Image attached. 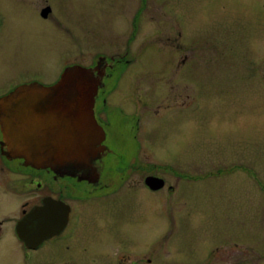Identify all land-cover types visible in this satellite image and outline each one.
<instances>
[{"label": "rangeland", "instance_id": "obj_1", "mask_svg": "<svg viewBox=\"0 0 264 264\" xmlns=\"http://www.w3.org/2000/svg\"><path fill=\"white\" fill-rule=\"evenodd\" d=\"M41 5L54 9L45 22ZM0 13L13 68L48 82L63 64L128 51L114 101L141 114V163L179 175L159 170L166 185L152 193L135 173L81 203L86 224L132 244L126 264H264V0H0ZM186 94L187 112L176 107ZM167 105L179 111L156 117ZM107 242L97 252L114 263L120 250ZM19 256L0 249V264Z\"/></svg>", "mask_w": 264, "mask_h": 264}, {"label": "flooded vegetation", "instance_id": "obj_2", "mask_svg": "<svg viewBox=\"0 0 264 264\" xmlns=\"http://www.w3.org/2000/svg\"><path fill=\"white\" fill-rule=\"evenodd\" d=\"M53 13L52 5H41L37 16L45 22L54 15ZM3 19L4 16L0 13V36ZM3 45L4 42L0 40V48ZM127 54L128 51L122 56V60L120 57L119 60H115L114 57L108 59L99 57L104 69L103 86L97 91L93 112L97 124L104 131L103 145L107 151L97 163L100 177L96 183L62 177L49 169L27 166L22 159L6 156L8 149L3 144L0 131V249L17 251L20 255L19 264H126L125 260L129 259L127 256L131 254L127 250L128 244H132L129 242L125 244L120 240L122 231L115 232L111 227L104 230L105 228L98 224L99 221H96V224L94 222H91V225L86 224L88 212L84 211L81 203L118 192L126 183L127 177L135 173L145 176L144 187L152 193L163 190L166 185L163 174H158L159 170L162 172L167 170L174 176L179 175L172 168L149 166L148 162L141 163L140 137L142 132L146 133V127L141 126V117L139 118L141 114L135 110V114L128 113L130 111H126L123 103L119 105V102L114 101L117 95L122 96L125 92L120 79L128 65L127 67L120 65L128 64L129 60L125 59ZM17 59L19 57H15L11 50L0 49V101L23 87L52 86L58 81L64 69L78 65L58 66V79L55 82H48L42 73L33 75L28 69L15 70L13 65ZM131 88L127 90L131 91ZM188 97L190 96L186 94L181 98V104L176 107H181L187 112L189 100L185 98ZM168 101L177 102V99L171 97ZM21 104L24 105L25 102ZM14 105L19 103H12L8 110L11 113H14ZM141 105L147 106L142 100L137 99L136 110ZM173 107L168 105L164 109L158 107L155 116L161 117L170 112V117L175 111H179ZM26 111L28 114L29 109L26 108ZM127 143H134V146L130 148L121 146ZM167 189L172 191L171 186ZM36 210L39 211L38 224L21 228L19 223ZM107 236L113 240L110 242L111 245L114 247L117 245L120 250L114 263L110 261L109 252L106 254L97 252V249L101 248L109 250ZM41 252H44L45 258L40 255ZM135 253L136 251L133 252L134 255ZM128 264L139 262L132 261Z\"/></svg>", "mask_w": 264, "mask_h": 264}, {"label": "water", "instance_id": "obj_3", "mask_svg": "<svg viewBox=\"0 0 264 264\" xmlns=\"http://www.w3.org/2000/svg\"><path fill=\"white\" fill-rule=\"evenodd\" d=\"M103 73L101 59L92 68L71 66L52 86L30 85L2 99L0 131L6 156L62 177L96 183L100 177L97 163L107 151L104 131L93 112ZM12 103H19L14 113L8 111ZM38 219L36 210L19 226H35Z\"/></svg>", "mask_w": 264, "mask_h": 264}]
</instances>
